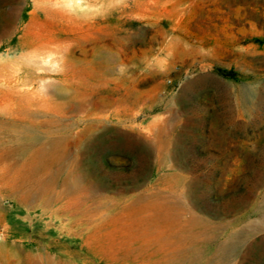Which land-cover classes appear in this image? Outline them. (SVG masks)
I'll list each match as a JSON object with an SVG mask.
<instances>
[{
	"label": "rangeland",
	"instance_id": "1",
	"mask_svg": "<svg viewBox=\"0 0 264 264\" xmlns=\"http://www.w3.org/2000/svg\"><path fill=\"white\" fill-rule=\"evenodd\" d=\"M33 1L0 0V264H264V0H108L83 29ZM30 34L84 39L41 68Z\"/></svg>",
	"mask_w": 264,
	"mask_h": 264
},
{
	"label": "bare ground",
	"instance_id": "2",
	"mask_svg": "<svg viewBox=\"0 0 264 264\" xmlns=\"http://www.w3.org/2000/svg\"><path fill=\"white\" fill-rule=\"evenodd\" d=\"M83 1V3H77V2H74L73 0H34L33 2H34V8L35 9H41L43 12H45V13H47V14H52V15H55V16H57V17H61L62 19H64V20H66V21H68V22H71V23H74L75 25H77L78 26V28H80V29H83V28H86V26L87 27H90L92 24H93V22L95 21V18H96V16H97V11L94 9V8H96L97 7V5L98 4H101L102 6H101V11H102V16H104V17H106L107 16V2H108V0H82ZM97 9V8H96ZM88 31V30H87ZM51 34V33H50ZM27 39V41H26V44H25V49H28V50H34V57H35V59L32 61V64L34 65V66H40V65H42V64H44V63H46L47 62V58L45 57L44 58V56L45 55H47V54H49L50 56L51 55H53V54H58L59 53V47H61L60 46V44L62 45V43H64V42H71V43H78V42H80L82 39H84V37H82V36H79V37H76L75 39H72V40H69V39H61V38H57V37H55L54 35L52 36H50V37H42V36H32L31 34L30 35H28V37L26 38ZM25 39V40H26ZM105 40V39H104ZM25 43V42H24ZM81 44V43H80ZM23 46V45H22ZM21 47V46H20ZM22 51V50H21ZM28 57H30V55L28 56ZM27 57V58H28ZM32 57V56H31ZM43 57V58H42ZM107 57H109V56H107ZM51 58V57H50ZM30 59H33V58H30ZM29 59V60H30ZM24 60V59H23ZM111 60V59H110ZM11 63V62H10ZM29 63V62H28ZM27 63V64H28ZM48 64V63H47ZM28 66V65H27ZM44 66V65H43ZM46 66V65H45ZM41 67V66H40ZM4 68V67H3ZM8 68V67H7ZM11 68H12V66H11ZM29 68H31V67H28V69ZM41 68H43V67H41ZM18 69V68H17ZM5 71H7V70H5ZM10 71V70H9ZM16 72V71H15ZM19 72V71H18ZM28 71H26L24 74H27V75H29V73H27ZM30 72H33V71H30ZM13 73V72H12ZM17 73V72H16ZM9 75V74H8ZM11 75V74H10ZM9 79V78H8ZM63 79H65V78H63ZM19 80V79H18ZM16 81V83H15V86H16V88H17V86H21V85H25L24 84V82L23 83H21L20 81ZM65 81V80H64ZM71 81H73V80H71ZM30 82V81H29ZM43 82V81H42ZM14 83V82H13ZM28 84H30V83H28ZM14 85V84H13ZM53 85V84H52ZM23 87V86H22ZM28 87L29 86H27V89H28ZM44 88H46V87H44ZM11 89V88H10ZM20 89V88H19ZM23 90V89H22ZM14 93V92H13ZM85 93V92H84ZM82 94V93H81ZM88 94V93H87ZM85 96V95H84ZM89 96V95H88ZM28 97V96H27ZM30 98V97H29ZM70 98V97H69ZM73 98H76V96L75 97H73ZM77 98H82V97H78V95H77ZM88 98V97H87ZM86 98V99H87ZM84 99V98H83ZM91 99V98H90ZM104 99V98H103ZM107 99V98H106ZM108 100V99H107ZM67 102L69 101V100H66ZM66 102V103H67ZM102 102V101H101ZM86 103L87 104H89V102L88 101H86V100H82V102H81V99L78 101L77 100V108L80 110V111H85L86 112V116L85 117H93L95 120H100V119H102L103 117V115L102 116H97L96 114H95V109H96V105H94V104H91L90 106L89 105H87L86 106ZM68 104V103H67ZM27 105V104H26ZM61 105V104H60ZM98 105H99V103H98ZM136 106L132 101H129L127 98H124L123 100H121V99H111L110 101H109V103H108V105L106 106V107H109L110 109H113L112 111H111V113H110V115H109V117H117L118 118V121L120 120V121H123V120H126V119H123V118H125V117H127V111H130V110H128L129 109V106ZM138 105V104H137ZM147 105V104H146ZM63 106V105H62ZM89 107H91L90 109H88ZM36 108V107H35ZM131 109V108H130ZM21 112V111H20ZM76 112V111H75ZM133 112V111H132ZM57 113V112H56ZM64 114V113H63ZM66 114V113H65ZM77 114H79V113H77ZM133 113H131V115H132ZM76 115V114H75ZM101 115V114H100ZM134 115H135V113H134ZM133 115V116H134ZM61 116V115H60ZM67 116V115H66ZM80 116V115H79ZM82 116V115H81ZM106 116V115H105ZM107 117V116H106ZM130 116H128V118H129ZM116 118V119H117ZM58 119V118H57ZM83 119V118H82ZM104 119V118H103ZM108 119V118H107ZM49 120V119H48ZM91 120V119H90ZM52 121V120H51ZM117 121V122H118ZM45 122V121H44ZM50 122V121H49ZM159 122V121H158ZM51 123V122H50ZM54 123V122H53ZM101 123V122H100ZM122 123V122H121ZM33 125H35V124H33ZM89 125V124H88ZM96 125V124H95ZM153 125V124H152ZM17 128V127H16ZM95 128V127H94ZM91 125H89L88 126V128H86V130H85V132L86 133H92L95 129H94ZM138 128V127H137ZM155 128V127H154ZM100 129V128H99ZM159 129V128H158ZM16 130H18V129H16ZM28 131V130H27ZM109 132V131H108ZM147 132V131H146ZM16 133V132H15ZM14 133V134H15ZM154 133V132H153ZM21 134V133H20ZM26 134H28V133H26ZM96 134V133H95ZM15 135H17V134H15ZM91 135V134H90ZM97 135V134H96ZM104 135V134H103ZM17 137V136H16ZM19 137V136H18ZM108 137V136H107ZM161 137V136H160ZM20 138V137H19ZM30 138H32L31 136H30ZM49 138V137H48ZM21 139V138H20ZM24 139V138H23ZM56 139V138H55ZM67 139V138H66ZM69 139H70V137H69ZM157 139V138H156ZM22 140V139H21ZM27 140V139H26ZM31 140H34V139H31ZM48 140V139H47ZM59 140V139H58ZM62 140V139H61ZM83 139H79V141H82ZM94 140V139H93ZM158 140V139H157ZM19 141V140H18ZM35 141V140H34ZM54 141H56V140H54ZM66 141V140H65ZM79 141H76V142H79ZM84 141H85V139H84ZM92 141V140H91ZM32 142V141H31ZM52 142V141H51ZM38 143V142H37ZM46 143V142H45ZM69 143L71 144V142L69 141ZM80 143V142H79ZM23 144H24V142H23ZM22 144V145H23ZM27 144V143H26ZM25 144V145H26ZM28 144H32V143H28ZM34 144V143H33ZM40 144V143H39ZM42 144V143H41ZM56 144V143H55ZM55 144H54V146H55ZM62 144H63V141H62ZM75 144V143H74ZM78 144V143H77ZM160 144H162L161 142H160ZM19 145H21V144H19ZM21 145V146H22ZM45 145H47V144H45ZM21 146L20 147H18V148H21ZM34 146H36V144H34ZM33 146V147H34ZM53 146V147H54ZM65 146V145H64ZM63 146V147H64ZM41 147V146H40ZM52 147V148H53ZM68 147V146H67ZM36 148V147H35ZM38 148V147H37ZM36 148V149H37ZM46 148V147H45ZM51 148V149H52ZM32 149V148H31ZM43 149V148H42ZM55 149H56V147H55ZM65 150L66 149H68V148H64ZM17 150H19V149H17ZM29 150V149H28ZM27 151V150H26ZM32 151V150H31ZM30 151V152H31ZM36 151V150H35ZM38 151V150H37ZM41 151V150H40ZM68 151V150H67ZM22 152V151H21ZM28 152V151H27ZM42 152V151H41ZM57 152V151H56ZM158 152V151H157ZM32 153V152H31ZM35 153V152H34ZM52 153V152H51ZM65 153H67V152H65ZM155 153V152H154ZM21 154H24V156H26V153L24 152V153H21ZM30 154V153H29ZM28 154V155H29ZM38 154H39V152H38ZM27 155V156H28ZM31 155V154H30ZM34 156H35V154H33ZM36 155H37V153H36ZM41 156H42V154H40ZM33 156V157H34ZM40 156V157H41ZM55 156H56V154H55ZM54 156V157H55ZM58 156V155H57ZM29 157V156H28ZM36 157V156H35ZM53 157V158H54ZM26 159H27V157H25ZM30 158V157H29ZM32 158V157H31ZM44 158V157H43ZM36 159V158H35ZM48 159V158H47ZM50 159V158H49ZM56 158H54V160H55ZM74 159V158H73ZM28 160V159H27ZM26 160V161H27ZM32 160H34L33 158L30 160L31 162H33ZM46 160V159H45ZM37 161V160H36ZM51 161V160H50ZM29 161H27V163H28ZM39 162V159H38V161H37V163ZM48 162V161H47ZM53 162H55V161H53ZM52 162V163H53ZM35 163V162H34ZM34 163H32V165L34 164ZM44 163V162H43ZM42 163V164H43ZM29 164V163H28ZM69 164V163H68ZM26 165V164H25ZM34 165H36V164H34ZM32 166L33 167V169H34V167L35 166ZM80 165V164H79ZM29 166V165H28ZM37 166L39 167V165L37 164ZM43 166H44V164H43ZM24 167V166H23ZM38 167H36V168H38ZM47 167V166H46ZM60 167V166H59ZM20 168V167H19ZM30 168H31V165H30ZM25 169H27V168H25ZM30 171V170H29ZM33 171V170H32ZM26 172H27V170H26ZM32 173V172H31ZM23 178V177H22ZM172 182H173V180H172ZM68 183V182H67ZM38 183H36V185H37ZM40 184V183H39ZM71 184V183H70ZM77 184V183H76ZM75 184V185H76ZM72 185V184H71ZM41 188V187H40ZM49 188V187H48ZM69 188H71L70 186H69ZM50 189V188H49ZM158 196V195H157ZM161 197V196H160ZM159 197V198H160ZM158 198V199H159ZM162 198H165V197H162ZM161 198V199H162ZM144 199V198H143ZM161 199H160V201H161ZM154 200H156L155 198H154ZM163 200V199H162ZM169 200V199H168ZM139 201V200H138ZM152 201V200H151ZM150 201V202H151ZM157 203H159V202H157ZM160 203H162V202H160ZM165 203H166V201H165ZM167 203H169V202H167ZM166 203V204H167ZM172 203H174V202H172ZM182 203V202H181ZM69 204V203H68ZM85 204V203H84ZM148 204V203H147ZM156 204V203H155ZM155 204L153 205L154 207H155ZM143 205V204H142ZM146 205V204H145ZM151 205V204H150ZM162 205V204H161ZM160 204H158V206H157V209L159 210V211H163V210H165V208H163V206H161ZM168 205V204H167ZM176 205V204H175ZM178 205H180V204H178ZM182 205V204H181ZM184 205V204H183ZM149 206V205H148ZM165 206V205H164ZM173 206V205H172ZM177 206V205H176ZM175 206V207H176ZM140 207V206H139ZM145 207V206H144ZM167 207V206H166ZM179 208H181L180 206H178ZM186 207V206H185ZM184 207V208H185ZM142 208V207H141ZM147 208V207H146ZM153 208V207H152ZM170 208V207H169ZM168 208V209H169ZM172 208V207H171ZM170 208V209H171ZM177 208V207H176ZM183 208V209H184ZM188 208V207H187ZM143 209V208H142ZM141 209V210H142ZM154 209V208H153ZM170 209L169 210H167V211H170ZM182 209V208H181ZM149 210V209H148ZM150 210H152L151 208H150ZM177 210V209H176ZM139 211H140V209H139ZM144 209L142 210V213H144ZM153 211V210H152ZM154 211H157V210H155L154 209ZM171 211H173V209L171 210ZM170 211V212H171ZM179 211H180V209H179ZM179 211H177L178 213H179ZM183 211V210H182ZM137 212V211H136ZM158 212V211H157ZM164 212H166V211H164ZM135 213V212H134ZM160 213V212H159ZM149 214V213H148ZM151 214V213H150ZM155 214V213H154ZM157 214V213H156ZM166 214V213H165ZM174 214V213H173ZM146 215H147V213L146 214H144V216L146 217ZM158 215V214H157ZM160 215V214H159ZM167 215H168V213H167ZM163 217H164V215H162ZM166 216V215H165ZM170 216V215H169ZM143 217V216H142ZM156 217V216H155ZM159 217V216H158ZM167 217V216H166ZM174 217V216H173ZM161 218V217H160ZM177 218V217H176ZM176 218L174 217V219L176 220ZM184 218V217H183ZM151 219V218H150ZM154 219V218H153ZM170 219V218H169ZM172 219V218H171ZM173 219V220H174ZM178 219H180V218H178ZM177 219V220H178ZM144 220H145V218H144ZM146 220H147V218H146ZM160 220V219H159ZM163 220H165L166 221V219H163ZM172 220V221H173ZM176 220V221H177ZM186 220V219H185ZM138 221H140V220H138ZM157 221V220H156ZM164 221V222H165ZM168 221H170V220H168ZM175 221V222H176ZM181 221V220H180ZM179 221V222H180ZM163 222V221H162ZM178 222V221H177ZM183 222V221H182ZM136 223V222H135ZM146 223H147V221H146ZM152 223V222H151ZM172 223V222H171ZM184 223V222H183ZM149 224V223H148ZM174 224V223H173ZM181 224V223H180ZM195 224H196V222H195ZM154 225V224H153ZM152 225V226H153ZM150 226H151V224H150ZM171 226V225H170ZM174 226V225H173ZM176 226V225H175ZM174 226V227H175ZM177 227V226H176ZM181 227V225H179V228ZM188 227V226H187ZM196 227V226H195ZM178 228V229H179ZM182 228V227H181ZM186 228V227H185ZM168 229V228H167ZM183 229V228H182ZM155 231H157L156 229H154ZM162 230V232H163V229H161ZM151 231V230H150ZM165 231V230H164ZM137 232V231H136ZM179 232V231H178ZM180 232H182V231H180ZM185 232H187V231H185ZM138 233V232H137ZM156 233H159L158 231L156 232ZM171 233V232H170ZM140 234V233H139ZM160 234V233H159ZM178 234V233H177ZM186 234V233H185ZM129 235V234H128ZM146 235V234H145ZM151 235V234H150ZM161 235V234H160ZM159 235V236H160ZM174 235V234H173ZM192 235V234H191ZM191 235H189V236H191ZM167 236V235H166ZM165 236V237H166ZM162 237H164V236H162ZM170 237V236H169ZM172 237V236H171ZM175 237V236H174ZM188 237V236H187ZM149 238H150V236H149ZM182 238V237H181ZM165 239H167V238H165ZM155 240V239H154ZM153 240V241H154ZM160 240V239H159ZM196 240V239H195ZM157 241V240H156ZM166 241H169V240H166ZM136 242V241H135ZM137 243V242H136ZM143 243H145V242H143ZM152 243V242H151ZM150 243V244H151ZM157 243H159V242H157ZM142 245V244H141ZM145 245V244H144ZM184 245V244H183ZM186 245V244H185ZM140 246V245H139ZM161 245H159V247H160ZM163 246V245H162ZM161 246V247H162ZM160 247V248H161ZM177 247V246H176ZM141 248V247H140ZM146 248V247H145ZM148 248V247H147ZM149 249V248H148ZM151 249H152V247H151ZM150 249V250H151ZM157 249H159V248H157ZM167 249V248H166ZM165 250V249H164ZM145 251H147V250H145ZM162 250L160 249V251L158 250L157 252H161ZM149 252V251H148ZM151 252V251H150ZM155 253H156V251H155ZM162 253V252H161ZM165 254V253H164ZM157 255V254H156ZM159 255V254H158ZM163 259V257L161 258V260ZM157 260H159L160 261V259H157ZM164 261V260H163ZM166 261V260H165ZM152 263V262H151ZM155 264H156V262H155ZM165 264H166V262H165Z\"/></svg>",
	"mask_w": 264,
	"mask_h": 264
}]
</instances>
